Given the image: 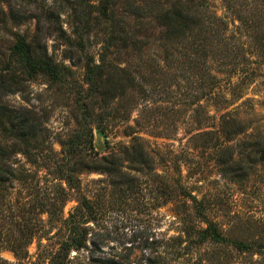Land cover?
<instances>
[{
    "label": "rangeland",
    "instance_id": "374dc122",
    "mask_svg": "<svg viewBox=\"0 0 264 264\" xmlns=\"http://www.w3.org/2000/svg\"><path fill=\"white\" fill-rule=\"evenodd\" d=\"M61 20L63 29H68L66 15ZM33 30V22L15 28L28 35ZM236 39L230 40L237 44L235 50ZM44 41L47 54L71 65L75 82L82 85L84 57L79 49H68L56 33ZM12 42L0 29V68L9 60ZM98 50L96 38L87 42L86 53L96 55ZM155 50L151 47L146 59H132L136 69L161 71L149 79V109L139 100L133 114L149 157L137 164L122 155L114 159L118 165L114 173L99 168L118 143L130 142L122 134L123 124L114 117L115 106L104 110L96 99L87 101L90 112L86 116L92 115L80 127L83 93L78 88L77 92L71 87L61 89L37 77L26 84L25 93L6 97L11 107L31 109L45 121L48 141L56 152L61 151L59 140H69L77 130L93 129L94 151L86 160L95 162L99 170L76 176L88 207H80L77 213V193L69 191L60 216L62 220H70L72 214L81 217L87 248L72 249L66 264H108L109 260L120 264H264V248H258L264 246V53L248 55L243 49L225 58L226 68L236 73L232 85L222 83L225 97L231 100L225 109L223 103L206 96L208 71L204 67L199 76L191 61L175 56L172 62H161ZM66 55L73 57L71 62ZM216 65L217 61L211 63L212 68ZM225 113L226 120L239 124L238 133L228 141L217 137ZM103 122L109 128L106 134L97 128ZM221 145L231 148L240 168L247 169L236 178L222 172L217 162L225 158L218 151ZM16 157L19 167L30 168L24 157ZM39 170L42 185L59 183L46 175L45 168ZM23 187L13 181L0 188V264H49L66 233L65 225L49 222L47 214L38 224L23 220L19 209L26 200ZM207 223L217 226L224 242L200 241L196 232ZM233 242H246L254 249L244 252Z\"/></svg>",
    "mask_w": 264,
    "mask_h": 264
},
{
    "label": "trees",
    "instance_id": "16d2710c",
    "mask_svg": "<svg viewBox=\"0 0 264 264\" xmlns=\"http://www.w3.org/2000/svg\"><path fill=\"white\" fill-rule=\"evenodd\" d=\"M62 15L67 17L69 31L63 29ZM28 22L34 23L30 35L15 31ZM0 29L13 39L9 60L0 68V188L13 181L26 186L23 187L26 200L19 207L23 220L38 224L43 222L42 215L47 214L49 222L65 225L66 233L49 264H66L72 249L87 248V233L81 226V217L76 214H72L70 220L60 217L69 191L77 193V213L80 207H88L89 201L80 194L76 176L99 169L114 173L118 166L114 159L122 155L137 164L149 157L144 140L137 135L139 121L133 119V114L137 112L139 100L144 102L145 110L149 109V79L161 71L156 68L148 73L147 68L141 66L140 70L136 69L132 59H146L151 47L155 46L154 55L159 56L161 62H172L175 56L189 60L199 76L204 67L208 71L206 96L213 102L223 103L226 109L231 100L225 97L222 83L232 85L231 79L236 73L226 68L225 58L243 49L248 55L257 51L264 53V0H52L51 3L47 0H0ZM53 33L68 49H79L84 57L82 85L75 82L71 65L57 62L47 54L44 40ZM231 37L237 38V50L233 47L237 44L230 42ZM95 38L99 50L96 55L86 53L87 42ZM65 58L71 62L73 57L66 55ZM121 61L125 62L124 66L120 65ZM216 61V67L212 68L211 63ZM219 67L224 69L218 71ZM37 77L51 86L76 88V92L78 88V92L83 93L80 127L92 115L86 116L90 112L87 101L96 99L104 110L115 106L114 117L123 124L122 134L130 138V142L127 145L118 143L117 150L104 159L106 163L100 168L95 162L86 160L94 151L91 126L77 130L69 140H59L61 151L56 152L48 141L45 121L33 110L11 107L6 101L9 95L25 93L26 84ZM226 116L228 113L221 116L217 133L218 139L224 141L231 140L239 126L235 120H226ZM97 128L103 134L109 129L104 122ZM218 151L225 157L217 160L225 174L236 178L241 170H247L234 160L231 148L221 145ZM18 154L33 170L19 167ZM40 168H45L46 175L59 183L42 185L37 177ZM196 233L201 242L225 241L213 223H207L205 229ZM233 244L244 252L254 249L246 242ZM258 248L263 249V244ZM13 252L18 256V247ZM108 264L120 263L109 260Z\"/></svg>",
    "mask_w": 264,
    "mask_h": 264
}]
</instances>
